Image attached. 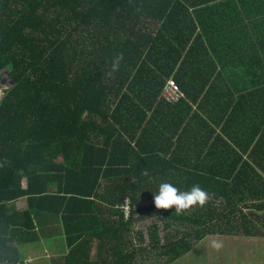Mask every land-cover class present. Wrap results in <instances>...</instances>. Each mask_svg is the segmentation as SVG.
<instances>
[{"label":"trees","instance_id":"1","mask_svg":"<svg viewBox=\"0 0 264 264\" xmlns=\"http://www.w3.org/2000/svg\"><path fill=\"white\" fill-rule=\"evenodd\" d=\"M254 47L264 54V0H0V264H24L23 248L56 232L71 249L65 264H100L95 244L101 264L174 261L216 229L223 205L210 193L233 173H219L202 122L230 139L226 150L260 158ZM169 79L185 95L176 105L162 97ZM193 105L195 131L183 113ZM163 182L199 185L209 202L157 210ZM222 184L228 197H264L260 185Z\"/></svg>","mask_w":264,"mask_h":264},{"label":"crops","instance_id":"2","mask_svg":"<svg viewBox=\"0 0 264 264\" xmlns=\"http://www.w3.org/2000/svg\"><path fill=\"white\" fill-rule=\"evenodd\" d=\"M254 44L258 43L255 41ZM228 55L236 56L239 55V52L231 51ZM255 56L259 59L264 57V54L260 51V47H254V57ZM262 82L260 99H263L262 102H264V81ZM186 111L185 107H183V113L185 116L187 115L185 122L192 123L195 131V127L199 125V117H194V112H197V106L193 105V108L189 110L190 112L188 114H186ZM256 114L259 115V117L256 118ZM256 114H254V126L264 131V115H262V110H260V113ZM257 120L259 121L258 123ZM248 122L245 123V121L241 120V124L244 127L249 125ZM202 125L205 127V135L210 129L214 130V134L210 137L211 140L215 139L217 141L216 148L213 152H216V157H219L221 160L223 159V161L220 162L221 170H219V173L222 175L229 172L233 173L228 178L226 176L225 178H220L219 176L221 180L219 181L217 190L210 193V196H212L217 205H223L220 207L222 208L220 210L221 212L218 213V220L220 222H218L219 224L216 229L212 230L210 234H207V236H204L194 243L189 252L174 261H169L165 258H161L157 261H148L145 256H137L135 264H264V197H243L241 192H239L237 196L232 195L228 197L221 192L222 187H224L222 183L225 182L232 186L235 183L237 189L243 186V182L264 187V151H258L260 158L251 160V158H249V152L244 153L239 149L236 150L234 146V149L226 150L225 143L228 142L231 145L230 148H232V143L228 137L222 134L220 128L215 127L210 121L205 119H203ZM190 138L192 141L195 139L192 134ZM175 139L179 140V136ZM175 139L171 142L175 143ZM185 142L189 143L191 141L187 140L185 137L182 143L185 144ZM202 145L204 144L202 143ZM204 150L205 148H201L199 151L206 152ZM171 151L172 149H170V152ZM235 151L242 154L244 159L233 162V164L228 161L226 162L225 157L227 156L225 154L230 153V155H232ZM237 175H239V179L236 178V181L235 177H237ZM145 204L151 205L152 203L149 201V203ZM17 205L19 210H23L27 207L26 203L22 200L19 201ZM225 205L231 206L225 207ZM56 233L47 234V237L43 236L39 238L34 244H27L22 252L23 263L65 264L66 256L71 249L67 243L65 234L61 232ZM145 233H147V231H145ZM55 234L57 235L56 237H50V235ZM162 235L163 232L160 231V236ZM213 240L222 243V247L219 250L211 247V242ZM106 258L108 261L110 259L111 261L113 260L111 257ZM101 259L102 257L99 255L98 248L95 244L92 248L91 261L101 264Z\"/></svg>","mask_w":264,"mask_h":264},{"label":"clouds","instance_id":"3","mask_svg":"<svg viewBox=\"0 0 264 264\" xmlns=\"http://www.w3.org/2000/svg\"><path fill=\"white\" fill-rule=\"evenodd\" d=\"M122 59L123 56L120 54L113 61L111 67L113 73L119 70ZM209 199V194L199 185H193L190 190L181 191L173 184L163 182L158 186V191L153 196V203L157 210L167 211L174 208L176 214H181L197 206L203 208L209 202ZM211 247L219 250L222 247V243L213 240Z\"/></svg>","mask_w":264,"mask_h":264},{"label":"built area","instance_id":"4","mask_svg":"<svg viewBox=\"0 0 264 264\" xmlns=\"http://www.w3.org/2000/svg\"><path fill=\"white\" fill-rule=\"evenodd\" d=\"M2 97V87L0 86V99ZM164 101L170 105L178 104L184 98V94L174 79H169L162 95ZM128 210L129 207L127 206Z\"/></svg>","mask_w":264,"mask_h":264},{"label":"rangeland","instance_id":"5","mask_svg":"<svg viewBox=\"0 0 264 264\" xmlns=\"http://www.w3.org/2000/svg\"><path fill=\"white\" fill-rule=\"evenodd\" d=\"M151 221L148 222H141L137 225V228L141 231H147V228L150 226Z\"/></svg>","mask_w":264,"mask_h":264},{"label":"bare ground","instance_id":"6","mask_svg":"<svg viewBox=\"0 0 264 264\" xmlns=\"http://www.w3.org/2000/svg\"><path fill=\"white\" fill-rule=\"evenodd\" d=\"M179 86V85H178ZM181 89V88H180ZM182 91V90H181ZM183 92V91H182ZM184 94V93H183ZM184 97H185V95H184Z\"/></svg>","mask_w":264,"mask_h":264},{"label":"water","instance_id":"7","mask_svg":"<svg viewBox=\"0 0 264 264\" xmlns=\"http://www.w3.org/2000/svg\"><path fill=\"white\" fill-rule=\"evenodd\" d=\"M5 81H3L2 83H4ZM5 84V83H4Z\"/></svg>","mask_w":264,"mask_h":264}]
</instances>
